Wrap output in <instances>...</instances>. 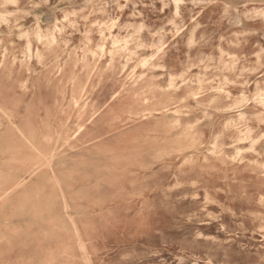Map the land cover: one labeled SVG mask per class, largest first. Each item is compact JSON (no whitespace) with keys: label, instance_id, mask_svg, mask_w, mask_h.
Returning <instances> with one entry per match:
<instances>
[{"label":"rangeland","instance_id":"rangeland-1","mask_svg":"<svg viewBox=\"0 0 264 264\" xmlns=\"http://www.w3.org/2000/svg\"><path fill=\"white\" fill-rule=\"evenodd\" d=\"M0 264H264V0H0Z\"/></svg>","mask_w":264,"mask_h":264},{"label":"bare ground","instance_id":"bare-ground-1","mask_svg":"<svg viewBox=\"0 0 264 264\" xmlns=\"http://www.w3.org/2000/svg\"><path fill=\"white\" fill-rule=\"evenodd\" d=\"M86 16H87V15H86ZM14 23H15V22H14ZM134 30H136V29L134 28ZM99 31H100V30H99ZM100 32H101V31H100ZM100 32H99V33H100ZM100 34H101V33H100ZM100 34H99V35H100ZM98 54H99V53H98ZM133 71H134V70H133ZM240 71H241V70H240ZM132 73H133V72H132ZM72 137H73V136H72Z\"/></svg>","mask_w":264,"mask_h":264}]
</instances>
